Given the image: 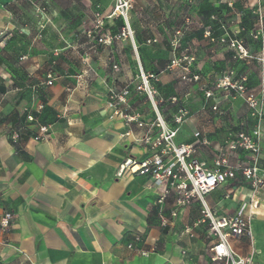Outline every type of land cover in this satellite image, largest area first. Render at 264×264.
<instances>
[{"label":"crops","instance_id":"crops-1","mask_svg":"<svg viewBox=\"0 0 264 264\" xmlns=\"http://www.w3.org/2000/svg\"><path fill=\"white\" fill-rule=\"evenodd\" d=\"M33 1L0 0V206L14 214L0 264H214L204 259L212 238L202 203L195 199L182 206L171 193L161 204L148 169L122 168L129 159L140 163L152 156L141 142L149 127L128 126L115 115L108 107L110 90H121L141 73L158 75L160 82L153 85L159 112L170 128L179 129L176 142L196 145L195 156L213 169L220 149L239 132L251 133L255 122L242 100L224 93H218L221 103L214 111V102L206 103L201 87L235 71L248 76L249 87L255 88L260 65L235 60L204 32L210 26L214 36L221 35L211 26L213 16L235 20L241 14V24L231 28L240 30L246 46L255 49L249 35L264 0H235L233 8L229 0H193L187 13L181 11L184 0H135L128 19L132 38L96 43L91 62L85 55L94 44L83 40L90 16L81 5L89 7V0H53L41 21L35 10L25 8ZM112 1L91 3L102 11ZM182 17L190 29L184 47L196 57L195 72L202 77L196 84L181 82V70L168 68L183 50L174 52L167 38L180 28ZM106 24L113 35L126 26L120 17ZM153 39L157 42L148 43ZM49 75L54 77L51 86L46 84ZM173 97L178 105L171 103ZM129 105L128 113L148 125L155 120L143 93L134 91ZM180 106L189 114L177 125ZM29 111L38 123L52 126L50 137L34 141V123L14 144L11 129ZM240 159L246 161L247 155L241 152ZM249 193L239 173L205 200L217 216H232ZM251 230L252 239L232 244L242 257L253 255L255 263L264 264V187Z\"/></svg>","mask_w":264,"mask_h":264},{"label":"built area","instance_id":"built-area-1","mask_svg":"<svg viewBox=\"0 0 264 264\" xmlns=\"http://www.w3.org/2000/svg\"><path fill=\"white\" fill-rule=\"evenodd\" d=\"M117 1L114 16L121 17L126 26L118 36L104 40L106 44H111L114 39L132 38L128 19L129 11L133 7V0ZM262 1L258 0V3L260 4ZM234 2L235 0H229L228 4L231 8L234 7ZM256 14L258 20L249 35L257 43L255 49L246 46V40L241 36L240 30H232L231 28L234 23L236 25L241 24V14H237L235 20L220 19L218 16H213L212 20L220 23L221 35L214 36L210 26L204 32V36L211 43L219 44L231 51L235 60H254L260 65L259 82L255 88L249 87L248 76H239L235 71H226L214 82L206 83L201 87L206 103L214 102L212 106L214 111L219 109L221 103L217 98L218 93H224L227 97L242 100L255 122L251 133L239 132L226 143L225 147L220 149L215 157L213 169L208 168L195 156L197 153L196 145L178 144L176 142L179 129L170 128L159 112L157 103L159 94L153 85V83L160 82L158 75L141 73L136 81L127 84L121 90H110L108 107L113 110L115 115L123 117L128 126L136 123L140 128L149 127L141 142L152 151V156L140 163L129 159L122 168L132 169L138 166V170L148 169L152 181L160 193L159 203L161 204L171 193L177 195L179 205L184 206L195 199L203 204L204 218L209 224V236L212 238L210 256L214 264L253 263V255L248 258L242 257L232 243L245 237L252 239L251 221L260 206V192L264 187V176L260 175L262 142L264 140V9L259 6ZM1 36H4V41L7 39L5 33H2ZM183 40V31L178 29L170 45L174 52L179 49L183 50H181L180 56L175 55L172 58L168 68L170 70L180 69L179 78L185 84L200 83L202 77L200 73L195 72L198 71L195 67L196 57L188 53L190 50L188 47H184ZM100 42H103L102 38ZM156 42V39L148 41V43ZM113 69L119 71L117 65ZM53 83L54 77L49 75L46 84L51 86ZM134 91L143 93L155 111V120L150 125L142 121L139 115L128 113L131 109L129 99ZM171 103L178 105L179 99L173 97ZM42 109L43 106L39 105L38 110ZM188 114V109L180 106L175 117L176 124L182 125ZM34 123H37V130L33 140L36 142L48 140L52 126L38 123L35 114L29 111L25 116V121L12 127L10 133L12 143L19 144L22 135ZM207 144L204 141V145ZM241 152L247 155L246 161L240 159ZM233 159L235 162H232ZM239 173L250 188L249 198L242 201L234 215L217 216L208 207L205 200L206 196L214 192L219 186L235 180ZM13 219L14 214L0 206V250L7 244L5 236L11 230ZM162 222L167 225L166 219ZM129 249H133V246L129 245Z\"/></svg>","mask_w":264,"mask_h":264},{"label":"rangeland","instance_id":"rangeland-1","mask_svg":"<svg viewBox=\"0 0 264 264\" xmlns=\"http://www.w3.org/2000/svg\"><path fill=\"white\" fill-rule=\"evenodd\" d=\"M52 1L53 0H35L32 3H30V5L28 7H25V8L26 9L29 8L31 10H35L36 13H37V16L39 15L37 17L38 19H36V20L41 21L43 19L41 17V15L43 16L48 11L49 6L53 7V2ZM91 2H92V0H89V2H88L89 7L84 6L85 5L84 3L81 4L82 7H83V10H85V11L88 10L89 11L88 15L90 16V20L85 19L88 22H87V26H86L87 28L85 27L83 40H84V42L86 41L87 43H89V45H91V46H92V44H94L92 49L87 51L88 54L85 55V58L89 62H91V58L94 56V54L96 52V48H95V44L96 43H98L99 45L105 46L106 45L105 41H106L107 38L118 36L122 32V30H121L120 33H118L116 35H113V34H109L108 31L106 30L107 21L109 19L115 18L114 13H115L116 6L118 4L117 0H113L111 5H110V7L105 8V9H108V10H104V8L102 7V9H103L102 11L100 9H98V10L94 9V6H93L94 4L91 3ZM134 4H135V0H133V2H132V6L133 7H132V9H130L129 14L134 9ZM180 5H182L181 11L183 9L185 11V13H187L188 10L193 7L194 2H193V0H184V2L182 4H180ZM75 9H76V6H74V10ZM181 13H184V12H181ZM186 17H187V15L185 16V18ZM44 19H45L46 22H49V20L47 18L44 17ZM185 23H186V21L184 20V18L183 17L180 18L179 24L181 26H180L179 29H181L183 31V36H184V40L183 41L184 42H185V40L187 41L188 34L190 33V29L187 28L188 26ZM195 26H193V27H195ZM40 30L43 31V28L40 27ZM174 37H175V33L174 34H170L167 37L169 39V43L174 39ZM101 38L103 39V42H100ZM123 39H125V38H123ZM70 40H71V38L69 37V41ZM119 40H121V39H119ZM113 41H116V39H114ZM202 215L204 216V214H202ZM205 221L207 222L206 219H205ZM249 257H251V256H249ZM244 258H247V257L244 256ZM204 259H207V260L211 259L210 250L209 249L204 252ZM252 264H257V263H255V261L253 260Z\"/></svg>","mask_w":264,"mask_h":264},{"label":"trees","instance_id":"trees-1","mask_svg":"<svg viewBox=\"0 0 264 264\" xmlns=\"http://www.w3.org/2000/svg\"><path fill=\"white\" fill-rule=\"evenodd\" d=\"M220 19H225V17H223V16H221V15H219L218 16ZM222 17V18H221ZM210 18V17H209ZM217 23V21H214V20H212V23H211V26L213 27V28H220V25L217 27L215 24Z\"/></svg>","mask_w":264,"mask_h":264}]
</instances>
